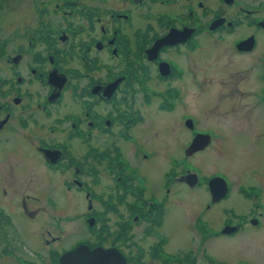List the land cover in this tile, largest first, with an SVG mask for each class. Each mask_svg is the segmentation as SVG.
Wrapping results in <instances>:
<instances>
[{"label": "flooded vegetation", "instance_id": "af4514ba", "mask_svg": "<svg viewBox=\"0 0 264 264\" xmlns=\"http://www.w3.org/2000/svg\"><path fill=\"white\" fill-rule=\"evenodd\" d=\"M59 3L0 74V264H261L225 238L264 226V0Z\"/></svg>", "mask_w": 264, "mask_h": 264}, {"label": "rangeland", "instance_id": "374dc122", "mask_svg": "<svg viewBox=\"0 0 264 264\" xmlns=\"http://www.w3.org/2000/svg\"><path fill=\"white\" fill-rule=\"evenodd\" d=\"M67 1L68 0H62V1L60 0H2L0 2V74L2 75L4 80L5 79L11 80V78H13V74L9 70V66L7 63L8 56L12 55V51L16 50L19 46L28 44L27 41L30 38L29 36L40 35L42 34L41 32L43 31L45 35L52 37L48 29L50 27L52 28V23H55L59 20V18L53 13L54 9H56L55 7H57L56 4L60 2L59 4L61 5L62 2L65 3ZM45 46H47V43L44 44V47ZM224 54L226 55V52ZM213 57L211 61L209 62L205 61L203 62V64L212 65L214 67L212 69H216V71L214 72L217 74V76H220L218 77L219 79H228L226 75L229 74V72L226 67L222 66V64L225 63L227 64V66L231 67L233 65L234 59L238 56H231V55L223 56L222 50H218V51L214 50ZM224 57H227V58H224ZM235 61H237V59ZM22 89L24 92L26 91V87H23ZM33 89H34L35 94L38 93V87L33 86ZM8 91H9V87L7 86L0 87V93L2 92L3 94L6 93L8 95ZM12 96H16V95L14 94ZM208 102L209 101L205 99L202 102V104L207 105ZM1 103L3 102L0 101V105ZM73 107L74 106H72L70 110H68V112L77 110V108L74 109ZM51 110L57 111V110H60V108L55 107V108H52ZM18 111H20V108L18 109ZM3 117H4V114L0 113V119H2ZM12 126L17 127V119H15L13 123L10 126H8L6 130L8 133H11L9 129ZM5 137L7 138L6 135ZM11 145L14 146L13 144ZM18 153H19V150L15 147H10L7 142V145L4 147L2 155L0 157L1 164L3 165L5 160L7 161L13 160V157L16 156ZM28 156L32 157V154H28ZM198 160L204 163L203 169L205 171L207 170L206 172L207 175L216 171L215 165L217 164H214V159H213V155L211 152H207L206 154L200 155ZM12 162L16 164L15 159ZM153 177H154V182L157 185L158 175L154 173ZM9 180L10 181H8L7 187H3L4 190L6 191L13 190V192L25 191L24 189L18 190V186L15 185L13 178ZM54 181L57 182V180H54ZM60 181L61 180L58 178L59 185L57 189L61 191L62 193L63 191H62ZM246 181L250 183L251 178H247ZM0 183H1V180H0ZM42 191L44 193V196H47L46 191H44L43 189ZM48 191H50L48 193L51 195V190H48ZM201 194H204V192H201ZM68 196L73 197V199L69 200L68 203L71 202V205L74 206L75 208L82 207V203L79 202L78 200L79 194L74 193L73 195H68ZM18 203L17 201H14L15 205H17ZM63 204H64V201L61 202V205ZM181 209H182V206H181ZM180 221H181L180 216L177 213H174L172 215L170 223L174 225L175 228L178 229L181 225ZM17 222H18V218H17ZM230 233H227V234H230ZM181 238L187 239V238H190V236L188 237L186 234L181 233ZM225 239L230 240L229 243L232 246H230L229 253L232 256H234L235 260L238 258H247V259L252 260V258L248 257V256H251V257H257V260L261 264H264V226L259 229L249 228L247 232L241 231L234 238H225Z\"/></svg>", "mask_w": 264, "mask_h": 264}, {"label": "water", "instance_id": "95a60500", "mask_svg": "<svg viewBox=\"0 0 264 264\" xmlns=\"http://www.w3.org/2000/svg\"><path fill=\"white\" fill-rule=\"evenodd\" d=\"M226 195V192L225 190H223V193L222 195L218 198V199H221L222 197H224ZM235 230H237V228H227L224 233H230V232H234ZM97 252V251H96ZM96 252H93V253H96Z\"/></svg>", "mask_w": 264, "mask_h": 264}, {"label": "trees", "instance_id": "16d2710c", "mask_svg": "<svg viewBox=\"0 0 264 264\" xmlns=\"http://www.w3.org/2000/svg\"><path fill=\"white\" fill-rule=\"evenodd\" d=\"M2 0H0V2H1Z\"/></svg>", "mask_w": 264, "mask_h": 264}]
</instances>
